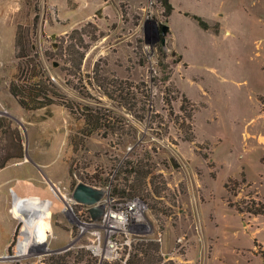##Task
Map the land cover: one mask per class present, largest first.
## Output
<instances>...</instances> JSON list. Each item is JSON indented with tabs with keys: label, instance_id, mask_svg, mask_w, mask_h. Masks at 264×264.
Instances as JSON below:
<instances>
[{
	"label": "rangeland",
	"instance_id": "rangeland-1",
	"mask_svg": "<svg viewBox=\"0 0 264 264\" xmlns=\"http://www.w3.org/2000/svg\"><path fill=\"white\" fill-rule=\"evenodd\" d=\"M169 2L167 17L159 0H0V117L23 148L0 168V264H123L141 244L143 264L264 262L254 241L264 243V216L227 206L264 203V0ZM17 33L73 113L25 110L10 94L26 61ZM111 83L123 86L124 106L103 93ZM84 106L111 112L114 131L85 137ZM10 139L0 133V161L15 153ZM139 170L149 174L133 214L121 189ZM78 182L105 189L104 214L123 210L125 225L71 201ZM16 193L44 233L40 246Z\"/></svg>",
	"mask_w": 264,
	"mask_h": 264
},
{
	"label": "trees",
	"instance_id": "trees-1",
	"mask_svg": "<svg viewBox=\"0 0 264 264\" xmlns=\"http://www.w3.org/2000/svg\"><path fill=\"white\" fill-rule=\"evenodd\" d=\"M162 7L165 10V15L168 17L172 12V6L169 0H159ZM194 20L198 22V25L202 29H207V24H205L200 18L193 17ZM15 48H16V57L18 59H25L24 64L21 65L18 69L17 76L12 80L9 86L10 94L16 99L19 106L25 110H37L44 107H48L53 104H60L65 108L69 109L71 113H73V108L67 105L68 103H64L61 100L56 101L55 98L58 97L57 93L53 90V86L46 84L44 79L40 76L38 65H30L28 59V45L25 43L17 33V37L15 39ZM83 58V53L80 54L79 61ZM38 68V71H36ZM164 81H167L165 79ZM113 86L116 90L108 89L106 87L103 93L111 100L116 101L119 105L124 106V96L126 93L124 92L123 86L118 84L117 87L112 83L109 84ZM61 102V103H60ZM167 104L170 105V100H166ZM183 103H187L186 99H183ZM82 111L80 110V118L83 120V129L82 133L85 137H89L94 133L104 131V132H113V125L115 124V120L113 117L111 118L109 114L111 113L107 110H103L101 108L95 107H87L84 106ZM181 111H186L184 106L181 105ZM105 111L107 113H105ZM190 118V116H188ZM114 120V121H112ZM0 133L4 135H9L11 140V148L15 151L14 154L8 153L7 156L4 157L0 161V168H3L6 163L12 159H21L23 157V148L20 134L17 129H11L10 124L7 119L0 117ZM261 163L264 166V157L261 158ZM136 172L134 167H131L130 171H127L128 174H132ZM139 179L135 182H129V179H123L124 189H121V196L124 200H133L137 196V194L141 193L144 181L142 180L145 174H149V171L137 172ZM235 183L234 179H229L228 182L224 185L225 189L228 193H234V189H230L228 183ZM115 188L113 190L112 195H115ZM227 206L229 208H234L235 211L239 214H249L253 217L264 216V203L256 202L252 199L243 202V206L232 205L230 201H227ZM157 252L159 247L155 244L154 247ZM143 256H148L147 247L145 248L144 244L140 245L139 249H136V253L133 255H129L127 259L124 260L123 264H143ZM104 264H122V263H104Z\"/></svg>",
	"mask_w": 264,
	"mask_h": 264
},
{
	"label": "water",
	"instance_id": "water-1",
	"mask_svg": "<svg viewBox=\"0 0 264 264\" xmlns=\"http://www.w3.org/2000/svg\"><path fill=\"white\" fill-rule=\"evenodd\" d=\"M167 29V25H161V35L165 36ZM164 40L165 39L162 38V42H164ZM106 193V190L103 188H97L82 182H78L72 190L70 200L76 204L88 207L91 219L97 220L104 214V206L102 201L104 200Z\"/></svg>",
	"mask_w": 264,
	"mask_h": 264
},
{
	"label": "bare ground",
	"instance_id": "bare-ground-1",
	"mask_svg": "<svg viewBox=\"0 0 264 264\" xmlns=\"http://www.w3.org/2000/svg\"><path fill=\"white\" fill-rule=\"evenodd\" d=\"M61 201L64 203V207H68L64 198L60 197ZM15 210L17 213L24 217L26 220V230L28 238L31 241V244L41 245L44 242L43 236L44 233L39 229V226L36 224V221L32 219L31 213L29 212V203L26 195L21 193H16L15 196Z\"/></svg>",
	"mask_w": 264,
	"mask_h": 264
},
{
	"label": "built area",
	"instance_id": "built-area-1",
	"mask_svg": "<svg viewBox=\"0 0 264 264\" xmlns=\"http://www.w3.org/2000/svg\"><path fill=\"white\" fill-rule=\"evenodd\" d=\"M138 200L137 199H133L130 200L128 202H126L125 205V210L124 211H132L133 214L136 213L134 210H132V208L137 204ZM124 215H123V210L121 211H117V212H113V213H105L104 217H103V222L106 221H114L118 226H124L125 225V219H124Z\"/></svg>",
	"mask_w": 264,
	"mask_h": 264
},
{
	"label": "crops",
	"instance_id": "crops-1",
	"mask_svg": "<svg viewBox=\"0 0 264 264\" xmlns=\"http://www.w3.org/2000/svg\"><path fill=\"white\" fill-rule=\"evenodd\" d=\"M257 218V217H256ZM256 232H254V234H253V236L254 237H256ZM258 245H259V247L261 248V250L262 251H264V243L263 242H261V241H258L256 238H255V240H254ZM254 248V247H253ZM256 258V257H255ZM258 261V263L257 264H264V262L263 263H261L262 261H261V259H257ZM245 263L246 264H252V263H249V262H247V261H245ZM238 264H240L239 262H238Z\"/></svg>",
	"mask_w": 264,
	"mask_h": 264
},
{
	"label": "flooded vegetation",
	"instance_id": "flooded-vegetation-1",
	"mask_svg": "<svg viewBox=\"0 0 264 264\" xmlns=\"http://www.w3.org/2000/svg\"><path fill=\"white\" fill-rule=\"evenodd\" d=\"M159 30V28H157V31Z\"/></svg>",
	"mask_w": 264,
	"mask_h": 264
}]
</instances>
